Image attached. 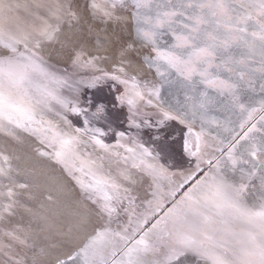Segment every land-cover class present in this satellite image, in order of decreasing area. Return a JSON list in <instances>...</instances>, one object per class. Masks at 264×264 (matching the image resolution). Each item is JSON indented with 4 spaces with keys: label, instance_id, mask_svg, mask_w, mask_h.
I'll return each mask as SVG.
<instances>
[{
    "label": "snow or ice",
    "instance_id": "1",
    "mask_svg": "<svg viewBox=\"0 0 264 264\" xmlns=\"http://www.w3.org/2000/svg\"><path fill=\"white\" fill-rule=\"evenodd\" d=\"M0 133V264H264V0H0Z\"/></svg>",
    "mask_w": 264,
    "mask_h": 264
},
{
    "label": "rangeland",
    "instance_id": "2",
    "mask_svg": "<svg viewBox=\"0 0 264 264\" xmlns=\"http://www.w3.org/2000/svg\"><path fill=\"white\" fill-rule=\"evenodd\" d=\"M254 99H259L258 94L254 96ZM22 140L23 143L18 144L12 138L0 133V153L9 158L8 163L12 168L11 174L21 182L32 179V176L28 174L29 172L37 174L43 173L57 178L55 185L42 183L41 187L33 189L36 200L28 201V203H30L34 209H37L42 202L47 204L49 207H53L52 204L45 201V196L49 192H51L57 200H63L66 197L80 199L81 192L79 188L66 174L65 170L53 159L37 155L36 149L41 146L36 142V140L27 134L22 136ZM0 163L3 162L0 161ZM21 215H23V219L20 218ZM29 220L30 217L27 214H24L21 209L18 211L17 216L11 219V224H21L27 226ZM75 246L76 243H70L67 247L60 249V252L62 254H67ZM186 264H194L193 257L189 256L186 260Z\"/></svg>",
    "mask_w": 264,
    "mask_h": 264
}]
</instances>
